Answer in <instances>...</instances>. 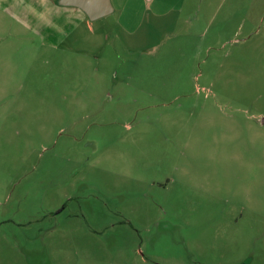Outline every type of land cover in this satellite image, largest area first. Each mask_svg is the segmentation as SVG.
<instances>
[{
  "label": "rangeland",
  "instance_id": "1",
  "mask_svg": "<svg viewBox=\"0 0 264 264\" xmlns=\"http://www.w3.org/2000/svg\"><path fill=\"white\" fill-rule=\"evenodd\" d=\"M50 1L0 0V264H264V0Z\"/></svg>",
  "mask_w": 264,
  "mask_h": 264
},
{
  "label": "water",
  "instance_id": "2",
  "mask_svg": "<svg viewBox=\"0 0 264 264\" xmlns=\"http://www.w3.org/2000/svg\"><path fill=\"white\" fill-rule=\"evenodd\" d=\"M60 3L80 6L91 20L103 17L115 9L112 0H60Z\"/></svg>",
  "mask_w": 264,
  "mask_h": 264
},
{
  "label": "crops",
  "instance_id": "3",
  "mask_svg": "<svg viewBox=\"0 0 264 264\" xmlns=\"http://www.w3.org/2000/svg\"><path fill=\"white\" fill-rule=\"evenodd\" d=\"M25 0H23V2H24ZM51 2H55V3H57V5H60L61 7H74V8H77L76 10H75V13L76 14H81V15H84L87 19H89V20H91L90 18H89V16L87 15V13L84 11V9H82L80 6H77V5H66V4H62V3H60V0H53V1H50V3ZM112 2H113V4H114V1L112 0ZM30 4V3H29ZM29 7L31 8V7H34V6H32V4H30L29 5ZM116 6H115V4H114V8H115ZM40 11H42V12H53V10L51 9V5H49V4H46V5H44L43 7H42V9H39ZM115 10V9H114ZM62 14H67V12L66 11H63L62 12Z\"/></svg>",
  "mask_w": 264,
  "mask_h": 264
}]
</instances>
